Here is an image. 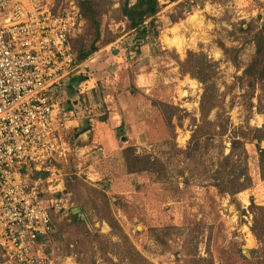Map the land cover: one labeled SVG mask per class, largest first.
Instances as JSON below:
<instances>
[{
    "label": "rangeland",
    "instance_id": "1",
    "mask_svg": "<svg viewBox=\"0 0 264 264\" xmlns=\"http://www.w3.org/2000/svg\"><path fill=\"white\" fill-rule=\"evenodd\" d=\"M51 1L81 10L84 0ZM90 1L99 12L98 51L79 61L96 40L81 11L86 23L73 40L79 67L54 89L62 146L51 165L65 191L40 255L47 264H259L263 249L249 210L252 200L264 206L257 143L246 144L254 185L233 198L204 186L192 175L202 161L194 165L175 148L186 150L201 124L203 84L181 68L189 52L216 63L215 87L235 127L247 119L264 126V114L247 113L239 79L255 54L264 0H157L158 13L136 29L123 14L125 0ZM137 4L129 1L134 17L141 15ZM173 39L181 50L166 44ZM114 122L123 126L107 146ZM129 147L162 160L165 175L129 173ZM0 264H7L1 255Z\"/></svg>",
    "mask_w": 264,
    "mask_h": 264
},
{
    "label": "built area",
    "instance_id": "2",
    "mask_svg": "<svg viewBox=\"0 0 264 264\" xmlns=\"http://www.w3.org/2000/svg\"><path fill=\"white\" fill-rule=\"evenodd\" d=\"M86 20L73 2L0 0V255L7 264H47L65 185L54 89L79 67L73 40Z\"/></svg>",
    "mask_w": 264,
    "mask_h": 264
},
{
    "label": "trees",
    "instance_id": "3",
    "mask_svg": "<svg viewBox=\"0 0 264 264\" xmlns=\"http://www.w3.org/2000/svg\"><path fill=\"white\" fill-rule=\"evenodd\" d=\"M129 1L125 0L122 11L124 16L130 19L131 29L138 28L145 22V19L153 18L159 11L157 0H138L137 6L142 7L141 15L134 17L136 9L134 6L130 7ZM80 7L86 20L94 26L96 31V40L92 43L91 49L79 58L82 62L98 51L96 43L100 36V24L99 12L92 1L84 0ZM253 41L255 44L254 57L245 68L242 77L239 78L246 87L244 106L249 116L254 113V109L257 113L264 114V24L255 32ZM215 66L216 63L209 60L205 54L194 52H189L186 60L181 63L182 71L189 73L202 83L204 92L200 103L201 124L194 125L186 150L175 149L178 154L185 155L192 160L194 165L202 161L200 170H193L192 175L194 177L199 175L204 186L215 188L222 197L233 198L254 185L249 169L250 157L246 148L247 143H257L260 175L264 179V149L259 146V143L264 141V126L253 128L248 119L244 125L235 127L232 124L230 116L223 111L225 94H219L215 87ZM214 110L217 111L216 118L211 119ZM123 158L131 174L156 173L159 179L165 175V163L150 154L140 156L136 154V150L129 147L124 150ZM179 176L183 177V172H180ZM249 210L253 214L252 232L263 249L258 263L264 264V206H257L252 200ZM73 218L79 220L77 216Z\"/></svg>",
    "mask_w": 264,
    "mask_h": 264
},
{
    "label": "crops",
    "instance_id": "4",
    "mask_svg": "<svg viewBox=\"0 0 264 264\" xmlns=\"http://www.w3.org/2000/svg\"><path fill=\"white\" fill-rule=\"evenodd\" d=\"M123 126V122H114L112 124V129L106 133V136H105V139L104 142H106L107 146L113 144V138L116 137V135L113 137L114 134L117 133V131H119L121 129V127ZM95 137L97 138V136L95 135ZM103 138H104V135H103ZM96 147V146H95ZM113 150H111L110 148L108 150H106V155H108L109 157L111 155H113Z\"/></svg>",
    "mask_w": 264,
    "mask_h": 264
},
{
    "label": "bare ground",
    "instance_id": "5",
    "mask_svg": "<svg viewBox=\"0 0 264 264\" xmlns=\"http://www.w3.org/2000/svg\"><path fill=\"white\" fill-rule=\"evenodd\" d=\"M174 33H175V31H174ZM166 44H168L170 47H175V48H177L179 50L182 49V44H181V40L180 39L167 40Z\"/></svg>",
    "mask_w": 264,
    "mask_h": 264
},
{
    "label": "water",
    "instance_id": "6",
    "mask_svg": "<svg viewBox=\"0 0 264 264\" xmlns=\"http://www.w3.org/2000/svg\"><path fill=\"white\" fill-rule=\"evenodd\" d=\"M73 214H81V211L78 208H76L73 210Z\"/></svg>",
    "mask_w": 264,
    "mask_h": 264
}]
</instances>
